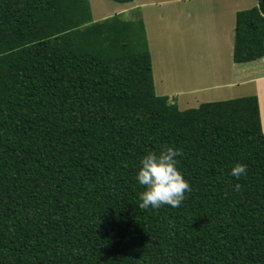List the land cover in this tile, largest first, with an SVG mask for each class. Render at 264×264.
Segmentation results:
<instances>
[{
    "label": "trees",
    "instance_id": "16d2710c",
    "mask_svg": "<svg viewBox=\"0 0 264 264\" xmlns=\"http://www.w3.org/2000/svg\"><path fill=\"white\" fill-rule=\"evenodd\" d=\"M136 12L0 0V264H264L260 96L159 94ZM232 57H264V0L237 11ZM167 146L192 190L140 208V159Z\"/></svg>",
    "mask_w": 264,
    "mask_h": 264
},
{
    "label": "rangeland",
    "instance_id": "374dc122",
    "mask_svg": "<svg viewBox=\"0 0 264 264\" xmlns=\"http://www.w3.org/2000/svg\"><path fill=\"white\" fill-rule=\"evenodd\" d=\"M90 2L97 20L115 13L133 17L136 10L142 12L153 44L152 61L159 94H168L171 99L176 96L182 109L197 107L204 101L258 94L264 128V58L243 64L234 63L232 58L233 5L239 4L238 8L247 9L256 5L258 0H217V6L224 7L223 19L221 22L216 20L218 23H215L208 6L198 8L203 16L194 15L190 19L185 14L181 15L182 2L170 4L174 5V12L157 0H134V4L114 0ZM232 64L237 68L233 69ZM236 69L242 77L235 78L236 81L228 85L226 82L234 79Z\"/></svg>",
    "mask_w": 264,
    "mask_h": 264
},
{
    "label": "clouds",
    "instance_id": "9594fccd",
    "mask_svg": "<svg viewBox=\"0 0 264 264\" xmlns=\"http://www.w3.org/2000/svg\"><path fill=\"white\" fill-rule=\"evenodd\" d=\"M182 148L167 146L159 152L148 151L140 159L136 178L144 190L139 193L140 208H159L162 205L178 207L191 192L192 186L178 167ZM247 165L236 162L230 172L234 177L246 175ZM240 189L239 183L235 186Z\"/></svg>",
    "mask_w": 264,
    "mask_h": 264
},
{
    "label": "crops",
    "instance_id": "0c3cea01",
    "mask_svg": "<svg viewBox=\"0 0 264 264\" xmlns=\"http://www.w3.org/2000/svg\"><path fill=\"white\" fill-rule=\"evenodd\" d=\"M219 1V0H218ZM153 2H156V0H153ZM158 2H160L161 3V5H166L167 4V8H170L173 12H174V10H173V6L174 5H170V4H174L175 2H182L181 3V6L180 7H182L183 8V12H181V15H184L185 14V16L186 17H188V18H190V19H192V17L195 15V16H199V15H201V16H203V14H201V13H203L202 11H200L198 8L199 7H201V6H208L211 10H212V14H213V19H214V21H218V19L220 20L219 22H221L222 21V19H223V16H224V14L222 13V11H224L223 10V8L224 7H220V6H217V0L215 1V0H208V1H204V0H168V1H164V0H161V1H158ZM240 2H242V1H240ZM131 3H133L134 4V0H132L131 1ZM130 4V3H129ZM204 4V5H203ZM215 4V5H214ZM136 5H138V4H135V6ZM142 5V4H141ZM170 7H169V6ZM130 6H132V4L130 5ZM158 6H160V5H158ZM227 6V5H226ZM184 7H186V9H188V11L189 12H187V10L184 8ZM238 7H240V5L238 4L237 6H235L234 7V5H233V9H232V12H231V15L233 16V18L234 19H231V21H234V23H236V13H237V11L238 10H240V8H238ZM243 9V8H242ZM104 15H106V14H104ZM215 22V23H218V22ZM217 25V24H216ZM234 28L233 29H235V24H234V26H233ZM146 28H147V33H148V26H147V23H146ZM148 38H149V42H150V48H151V52H152V58H153V44H152V40H151V38L148 36ZM234 39V38H233ZM219 43V45H220V42H218ZM233 44H234V41H233ZM233 48V47H232ZM232 51H233V49H232ZM233 53V52H232ZM233 58V57H232ZM264 58V57H263ZM260 59H262V58H260ZM234 63H236V62H234ZM240 64V63H239ZM233 65V69L234 68H237L236 66V64H232ZM232 65H231V67H232ZM235 74L236 75H234V79H232L231 81H229V82H226V83H229L228 85H230V84H233L234 83V81H236V79L235 78H241L242 77V75H238L237 73L239 72V69H236L235 71ZM226 83H224V85H226Z\"/></svg>",
    "mask_w": 264,
    "mask_h": 264
}]
</instances>
